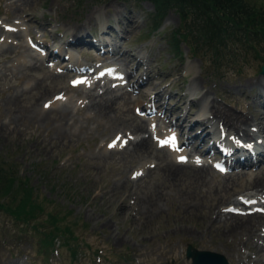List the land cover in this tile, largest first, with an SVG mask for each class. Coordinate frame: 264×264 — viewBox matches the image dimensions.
<instances>
[{
  "label": "rangeland",
  "instance_id": "1",
  "mask_svg": "<svg viewBox=\"0 0 264 264\" xmlns=\"http://www.w3.org/2000/svg\"><path fill=\"white\" fill-rule=\"evenodd\" d=\"M251 1L264 8V0ZM152 11L149 0H27L26 4L21 0H0V159L13 160L19 173L30 178L41 197L58 202L61 214L74 223L72 226L80 237L76 260L69 248L59 246V253L49 254L50 260L45 263L47 251L39 237H33L28 227L21 230L22 226L14 225L0 213V264L10 261L15 264H191L186 256L188 245L192 249L220 253L234 264H264V224L257 225V231L253 232V244L243 243L236 231H226L229 221L220 219L215 224L208 222L207 217L198 219L195 213L210 203L223 211L227 205H236L232 204L233 200L251 192L257 173H262L264 178V158L241 170L233 167L222 172L212 161L221 160L222 155L216 153L220 150V143L214 145L217 137L207 132L211 126L199 120L189 128L200 116L202 100L199 103L195 99L203 92L208 100L223 105L229 114L244 115L247 123L242 127L256 128L253 123L257 110L264 109L263 87L247 80L259 77L264 82L261 71L264 37L258 50L241 54L235 67L229 64L216 71L208 62L189 54L184 43L181 54L169 48L168 32L180 23L175 10L170 9L156 29H152ZM25 13L26 16L21 15ZM130 15H134L133 23L129 21ZM12 25L17 27L10 30L8 27ZM74 25L78 26L77 32L72 30ZM13 29L19 34L12 32ZM29 35L43 43L40 49L33 47L38 52L42 50L45 58L32 56L35 49L28 41ZM71 40L76 43L68 44ZM54 45L62 47L58 51L61 55L68 51L75 54V59L70 60L66 54L47 57ZM116 46L119 55L130 49L135 55L143 56L144 62L113 63L111 59L118 58L117 54L113 55ZM108 50L110 55L106 53ZM67 60L96 69L84 72L78 66L68 68ZM145 61H149L154 74L151 84L143 82ZM110 63L120 68L125 66L126 91L117 90L119 95L110 109L95 111L88 107L90 99L86 93L95 87L98 71ZM54 70L59 75L55 76ZM75 75L81 76L82 81L73 85L71 78ZM84 77L92 78V82L87 84ZM193 78L197 83L190 91ZM138 79L142 81L140 88L144 95L133 90ZM160 88H163L162 96L154 97L150 106L155 112L150 117L156 116L154 127L158 134L170 131L167 120L175 122L188 113L178 139L183 145L186 134L196 137L178 151L191 152L188 155L192 161V155L198 153L193 151L192 144L200 142L201 150L209 147L205 155L198 153L202 159H209L203 179L189 168L174 172V166L171 168L165 159L168 148L164 144L156 145L152 132L147 152L132 149L128 136H142L151 130L145 122L148 129L128 134L132 124L141 122L140 116L149 117L145 111L140 115L134 106L140 105L142 110L144 105L145 110V98ZM103 89L100 84L95 87L94 93L102 95L96 99L108 100L110 93H103ZM43 101L51 105L44 107ZM32 108L36 109V118L30 115ZM163 110H168L167 117ZM119 132L126 141L119 148H110L109 143ZM249 139L254 142L256 137L251 135L246 140ZM259 157L263 156L259 154ZM141 165L140 173L135 174ZM115 183L120 188L114 192ZM225 192L226 196L220 197ZM148 198L155 202L150 218L142 209V199ZM95 250H99V255ZM200 257L214 259L211 254Z\"/></svg>",
  "mask_w": 264,
  "mask_h": 264
},
{
  "label": "bare ground",
  "instance_id": "2",
  "mask_svg": "<svg viewBox=\"0 0 264 264\" xmlns=\"http://www.w3.org/2000/svg\"><path fill=\"white\" fill-rule=\"evenodd\" d=\"M23 2V4H26L27 0H21ZM117 1V0H116ZM15 2V1H14ZM20 2V1H18ZM114 5V4H113ZM25 6V5H24ZM27 6V5H26ZM90 7V6H89ZM28 8V7H27ZM24 9V8H23ZM26 9V8H25ZM81 9V8H80ZM96 9V8H95ZM124 9V8H123ZM114 10V9H113ZM95 11V10H94ZM116 11V10H115ZM23 13V11H22ZM83 14V13H82ZM22 16H26L25 14H21ZM87 15V14H86ZM116 17L119 16V14H115ZM87 17V16H86ZM100 18V17H99ZM134 20V15H130L129 16V21L131 23H133ZM18 25V24H16ZM9 26L8 28H15L17 26ZM73 27V31L77 32L78 30V26L76 27L75 25L72 26ZM88 27V26H87ZM128 27H126L127 29ZM84 30V29H83ZM119 30V29H118ZM133 30V29H132ZM87 31V30H86ZM105 31V30H104ZM12 32H18L17 34H19V31L17 29H13ZM126 32V31H125ZM8 33V32H7ZM103 33V32H102ZM133 33V32H132ZM11 34V33H10ZM116 34V33H115ZM91 35V34H90ZM75 36V35H74ZM121 36V35H120ZM80 40L82 39V36H79ZM93 37V36H92ZM124 37V36H123ZM103 38V37H102ZM105 38V37H104ZM77 40H79V38L77 37ZM85 40V39H84ZM89 40V39H87ZM28 41L31 43V46L33 49H40L41 46H43L42 42H36L33 37L31 35L28 36ZM80 42V41H79ZM99 42V41H98ZM101 42V41H100ZM76 43L75 40H71L68 44H73ZM89 43V42H88ZM102 44H105V42H101ZM108 44V43H106ZM97 45V44H96ZM35 46V48L33 47ZM48 48H50V46H47ZM61 46L60 45H54V48L49 49V52L47 53V57H51L52 55L54 56H63L64 54H69V59H75V54L71 53V52H65L63 55H61V52L59 53L58 51H61ZM36 49L34 50L35 53H32V56L38 57V59H42L45 58L42 55V50H40L39 52L36 51ZM98 49V48H97ZM63 50V49H62ZM115 52L114 54L118 55V58H116V60L118 62H116L115 59H111V61L113 63H120V64H125L128 65L130 61L132 60H136L137 62H144L143 56L140 55H135L130 49H127L126 52H120L119 55V47L116 46L115 49H113ZM102 53V52H101ZM108 55H110V52L108 50ZM44 54V52H43ZM104 57H107V54L102 53ZM31 56V57H32ZM112 57V56H110ZM52 58V57H51ZM114 58V57H113ZM36 59V58H35ZM70 60L66 61V64L68 62H70ZM43 61V60H42ZM80 61V60H79ZM146 62V70L145 73L142 77H144V80L148 81V84H151L153 82V75L151 73V64L149 63V61H145ZM38 63V62H37ZM76 63V62H75ZM135 63V61H134ZM81 64V63H80ZM36 65V64H35ZM123 66V65H122ZM125 68V66L123 67ZM123 68H120L119 66H116L115 64H111V65H107L106 66H102V69L98 71V79L95 80V87L97 85L100 84V87H102L103 89V93H110V96L108 97V100L105 99L104 100H99L96 99V97H101V94H96L94 93L95 91V87L91 90H89L86 94L89 97V103L87 104L88 107L96 110H107L112 103L114 102L115 104V100L117 98V96L119 95L117 90H121V92H125V80L123 79L124 76V70ZM192 68V67H191ZM53 69V68H52ZM90 69V68H89ZM77 70V69H76ZM72 71V70H71ZM74 71V70H73ZM154 73V72H153ZM52 74V73H51ZM54 75L57 76L59 75V73L57 71L54 70ZM250 79V78H249ZM92 81H90L89 79H87L86 83L90 84ZM141 79H138L134 84H133V90L136 89L138 91H140V95H144L142 88H140L141 85ZM252 83V84H260L261 87H263V93H264V82L262 81L261 78L259 77H254L251 80H247V83ZM196 82V78H193L189 87L190 91L194 90V86H195ZM248 86V85H247ZM155 88V87H154ZM236 88V87H235ZM239 89V88H238ZM93 90V91H92ZM261 91V90H260ZM43 93V92H42ZM146 93V92H145ZM163 93V88H160L158 90H156V93H150L149 96L147 98H145V100H147V102L149 100H151L152 98L158 96L161 97ZM262 93V92H261ZM124 95V94H123ZM122 96V95H121ZM147 96V95H146ZM209 96V95H208ZM48 97V96H47ZM64 97V95H63ZM182 96H180L181 98ZM157 98V97H156ZM38 99V98H37ZM102 99V98H101ZM121 99V98H120ZM159 99V98H157ZM41 100V99H40ZM196 101H200L202 100V105L200 106V112H199V117H196L194 121H192L189 125V128H192L193 124L196 123L197 121H203L205 122L206 126L210 125L211 129L209 131H207L208 133L211 132L214 135L217 136V138H221L218 142L215 141L214 145L216 144H224L226 145L228 148L230 147V144H228L227 141H229L230 143L232 142H236V144H239V146H241V148L243 149H249V145L245 144L243 142H239V140H246L248 136L251 135H255L256 140L254 142L257 141L258 137L264 136V109H258L257 113H256V123H253L254 125H256L255 127H250V125L248 127H242V124L247 123V119L244 117V115L240 114H236V115H231L229 114L226 110L225 107L223 105H221L220 103H218L216 100L207 99V95L205 94V92H203L200 97L198 99H195ZM55 101H53V103H55ZM58 102V101H57ZM44 103V107L45 105H51L48 104L47 101H43ZM140 103V102H139ZM145 103V102H144ZM194 103V102H193ZM200 103V102H199ZM260 104V103H259ZM40 106H42L40 104ZM148 105L146 104L145 106V110L147 109ZM261 106V105H260ZM112 107V106H111ZM134 108L140 110V105H136L134 106ZM91 109V110H92ZM110 109V108H109ZM132 109V108H131ZM162 109H166V107L162 106ZM36 109L32 108V110L30 111V115H34L35 117V111ZM43 107L40 108V113H42L43 111ZM144 110V105H143V109ZM164 111V116L166 115L167 117V112L168 110H163ZM56 112V111H55ZM92 112V111H91ZM98 112V111H97ZM102 112V111H101ZM129 112V111H128ZM131 112V111H130ZM147 113V115L149 117L145 116H140L141 117V122H135V124L131 125V128L128 129V134H134L136 133V131H141V129H148L146 127L145 122H148L149 127L151 130L145 131L147 132V134H143L142 136H128V140L131 143L132 149L135 150L136 152H140V153H144L147 152L149 147H150V142H151V132L153 133V137L155 138V142L156 145L158 144H164L167 148H168V153L165 159H167V162H169V166H174L173 170L174 172H185L184 169L189 168V170H191L192 174L198 175L201 179H203L202 177H205V175L203 174V172H205L204 170L208 169V160L209 159H202L201 156L199 155H205L206 152H209L210 149L209 147L205 150H201L199 149L200 146V142L197 144H192L193 145V151L196 152V150L198 151L197 155H194L196 153H194L192 156V161H195L197 164H195L194 162L191 161V159L189 158L188 153L190 154L191 152L187 151L186 149H183L181 151L180 147L182 145V142L179 141L178 139V134L180 135L181 129L180 126L183 128L184 124L186 122L187 117H188V113H186L185 115L181 116L180 118H177V120L175 122L171 121V120H167L168 123L170 124V131H165L163 130V134H158L159 130L157 131V127H154V119L155 117H150L152 116V110H147L145 111ZM231 112V111H230ZM59 113V112H58ZM162 113V112H161ZM55 114V113H54ZM63 114V113H62ZM93 114V113H92ZM111 114V113H108ZM43 115V114H42ZM105 115V114H104ZM161 115V114H160ZM159 115V116H160ZM37 116V115H36ZM110 116V115H108ZM134 116V115H133ZM248 116V115H247ZM33 117V116H32ZM29 118V117H28ZM36 118V117H35ZM45 118V117H44ZM116 118V117H115ZM119 119V118H118ZM122 119V118H121ZM41 120V119H40ZM44 120V119H43ZM117 120V119H116ZM138 120V119H137ZM42 121V120H41ZM131 121V120H130ZM39 122V121H38ZM163 125V124H162ZM164 126V125H163ZM162 126V127H163ZM124 127V126H123ZM127 127V126H126ZM159 127V126H158ZM175 127V130H173L172 128ZM64 128V127H63ZM128 128V127H127ZM166 128V127H165ZM124 129V128H123ZM122 129V130H123ZM179 129V131L177 130ZM63 130V129H62ZM125 130V129H124ZM123 130V131H124ZM127 132V131H126ZM158 132V133H157ZM124 133V132H122ZM161 133V131H160ZM182 134V132H181ZM200 134V133H199ZM207 134V133H206ZM187 139L183 142L182 146H189V142L191 140H193L196 135L192 136L190 134H186ZM61 136V135H60ZM125 135L117 134L116 137L111 141V143H109V147L110 145H112L110 148L115 147H121V145L124 144V142L126 141V139L124 138ZM181 136V135H180ZM203 136V135H202ZM227 141H226V140ZM250 140V139H249ZM259 142H261L260 144L264 143V140H258ZM128 144V143H127ZM126 144V145H127ZM152 147V146H151ZM257 145H254L252 148H256ZM185 148V147H184ZM211 148V147H210ZM216 148V147H215ZM188 149V148H187ZM123 150V149H122ZM109 151V150H108ZM113 151V150H112ZM212 151V150H211ZM240 151V147H238L237 145H234L230 147L229 149V153H228V157L226 158L227 161L230 163L231 167L234 166V163H232L231 159H235ZM118 152V151H117ZM135 152V153H136ZM113 154V153H112ZM130 154V153H129ZM192 154V153H191ZM141 155V154H140ZM173 155V156H172ZM259 156V155H258ZM188 163L190 166H182L183 164ZM255 162H253L254 164ZM192 164L194 165L192 167ZM248 167V162L246 163H240L239 166H234V168H239L240 170L242 169V166ZM142 169V165L140 167H138L134 173L138 174V172ZM143 171V170H142ZM145 171V170H144ZM187 172V171H186ZM261 172V171H260ZM140 173V172H139ZM187 175V174H186ZM131 178V177H130ZM192 179V178H191ZM126 180V179H125ZM206 181V180H205ZM202 185V184H201ZM110 188V187H109ZM120 188L119 184L115 183L112 186V190L115 192ZM101 190V189H100ZM99 190V191H100ZM250 193H245L244 195H242L241 197L233 200L232 204H236V205H230L233 208H238V210L236 212H231V211H224L218 210L217 205L214 206L212 203L208 204L206 206V208L203 210V208H200L199 210L196 209L195 213H197L198 219H202L204 217H207L208 222L211 223H215L218 222L220 219H223V221L225 222H230L229 224H227V230L228 232L231 231H236L239 234V238L242 239L243 243H251L252 242V234L253 232L256 230L257 225H263L264 224V178H263V174L262 173H257L254 176L253 179V184L250 186ZM111 191V189H110ZM219 192V191H218ZM118 193V192H117ZM192 193V192H191ZM226 196V192L224 195H221L220 197H225ZM230 198H232L230 196ZM179 201V200H178ZM174 202V201H173ZM177 202V201H176ZM195 203V202H194ZM175 204V203H174ZM243 205V209H247L248 211H242V206ZM153 206H155V202L151 199H142V209H144V212L146 213L147 218H150L153 212ZM181 207V206H180ZM164 212V211H163ZM212 217V214H214ZM237 213V214H236ZM161 214V213H160ZM223 217V218H222ZM210 218H212L213 220H210ZM147 220V219H146ZM152 220V219H151ZM150 220V221H151ZM154 220V219H153ZM178 220V219H177ZM185 220V219H184ZM187 221V220H186ZM222 222V221H221ZM179 224V223H178ZM198 224V223H197ZM216 224V223H215ZM210 225V224H209ZM163 226V224H162ZM143 228V227H142ZM264 229V228H263ZM188 231V230H187ZM186 231V232H187ZM241 231V232H240ZM257 231V230H256ZM164 232V231H163ZM154 233V231H153ZM152 233V234H153ZM174 233V232H173ZM262 233V232H261ZM260 233V234H261ZM162 235V234H161ZM229 235V234H228ZM245 235V238L244 236ZM255 235V234H254ZM233 236V235H232ZM228 237V236H227ZM156 238V237H155ZM257 238V237H256ZM161 242V241H160ZM261 243V242H259ZM263 243V242H262ZM257 244V243H256ZM175 246V245H174ZM237 246V245H236ZM244 246V245H243ZM259 248V247H258ZM172 250V249H171ZM256 250V249H255ZM233 252V251H232ZM227 253V252H226ZM243 256V255H242ZM261 256V255H260ZM263 256V255H262ZM258 258V257H257ZM256 258V259H257ZM246 259V258H245ZM260 259V258H259ZM240 260V259H239ZM238 260V261H239ZM243 260V259H242ZM258 261V260H257ZM256 261V262H257ZM261 263V262H260ZM6 264H15L12 261L6 263ZM237 264V263H236Z\"/></svg>",
  "mask_w": 264,
  "mask_h": 264
},
{
  "label": "trees",
  "instance_id": "3",
  "mask_svg": "<svg viewBox=\"0 0 264 264\" xmlns=\"http://www.w3.org/2000/svg\"><path fill=\"white\" fill-rule=\"evenodd\" d=\"M149 1L153 5L152 29L159 27L170 9L180 17L179 25L166 37L169 48L181 54L184 43L189 54L208 62L216 71L229 64L235 67L241 54L258 50L264 37V8L251 0ZM59 208L55 200L40 196L13 160L0 159V213L22 226L21 230L28 227L33 237H39L47 251L45 263L59 246H66L75 260L78 258L80 237ZM95 252L99 255V250Z\"/></svg>",
  "mask_w": 264,
  "mask_h": 264
},
{
  "label": "water",
  "instance_id": "4",
  "mask_svg": "<svg viewBox=\"0 0 264 264\" xmlns=\"http://www.w3.org/2000/svg\"><path fill=\"white\" fill-rule=\"evenodd\" d=\"M261 71H264V65H262ZM210 253L211 252H208V251H201V250H198V249H192L190 245H188L187 250H186V255H187V257H192L193 264L203 263V261L201 260L200 255L210 254ZM211 255H212V253H211ZM220 264H226V262L222 261Z\"/></svg>",
  "mask_w": 264,
  "mask_h": 264
},
{
  "label": "snow or ice",
  "instance_id": "5",
  "mask_svg": "<svg viewBox=\"0 0 264 264\" xmlns=\"http://www.w3.org/2000/svg\"><path fill=\"white\" fill-rule=\"evenodd\" d=\"M48 105H45V107H47ZM112 145H110V147H111Z\"/></svg>",
  "mask_w": 264,
  "mask_h": 264
}]
</instances>
